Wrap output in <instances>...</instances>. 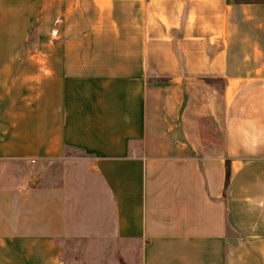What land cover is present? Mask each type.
Masks as SVG:
<instances>
[{
	"label": "crops",
	"instance_id": "1",
	"mask_svg": "<svg viewBox=\"0 0 264 264\" xmlns=\"http://www.w3.org/2000/svg\"><path fill=\"white\" fill-rule=\"evenodd\" d=\"M0 264H264V0H0Z\"/></svg>",
	"mask_w": 264,
	"mask_h": 264
},
{
	"label": "trees",
	"instance_id": "2",
	"mask_svg": "<svg viewBox=\"0 0 264 264\" xmlns=\"http://www.w3.org/2000/svg\"><path fill=\"white\" fill-rule=\"evenodd\" d=\"M229 176H230V166L229 163L227 164V170H226V184L229 181Z\"/></svg>",
	"mask_w": 264,
	"mask_h": 264
},
{
	"label": "built area",
	"instance_id": "3",
	"mask_svg": "<svg viewBox=\"0 0 264 264\" xmlns=\"http://www.w3.org/2000/svg\"><path fill=\"white\" fill-rule=\"evenodd\" d=\"M32 161H34V160H32Z\"/></svg>",
	"mask_w": 264,
	"mask_h": 264
}]
</instances>
